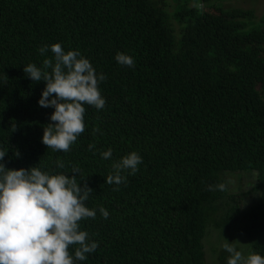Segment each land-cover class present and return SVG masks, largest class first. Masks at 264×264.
I'll use <instances>...</instances> for the list:
<instances>
[{"label":"trees","instance_id":"trees-1","mask_svg":"<svg viewBox=\"0 0 264 264\" xmlns=\"http://www.w3.org/2000/svg\"><path fill=\"white\" fill-rule=\"evenodd\" d=\"M212 1L0 0L3 162L79 169L80 186L93 190L86 206L97 210L80 225L99 242L79 264H223L227 242L264 255V10L258 20L238 7L213 13ZM57 42L106 77L104 107L85 105L67 152L41 142L54 109L37 104L45 82L23 72L53 59L38 49ZM118 51L134 66L118 64ZM131 151L142 156L138 170L105 182ZM230 174L254 181L234 194Z\"/></svg>","mask_w":264,"mask_h":264},{"label":"clouds","instance_id":"clouds-1","mask_svg":"<svg viewBox=\"0 0 264 264\" xmlns=\"http://www.w3.org/2000/svg\"><path fill=\"white\" fill-rule=\"evenodd\" d=\"M49 49L54 54V62L45 58L41 66L28 63L23 66V72L32 81L45 82L37 104L54 109L49 116L54 123L42 126L41 142L53 151L67 152L84 131L85 105L96 109L104 107L106 101L99 84L106 77L96 71L79 49L65 51L57 42L42 45L38 52L44 55ZM114 58L118 64L134 66V58L126 53L118 51ZM49 68L51 71L47 70ZM92 148L94 145L89 144V149ZM7 152L0 147V264H79L85 261L99 242L81 228L80 221L95 218L97 210L86 206L93 190L80 186L76 179L79 169L74 167L72 176L63 171H45L35 165L28 169H8L3 162ZM100 155L110 159L112 149ZM141 163L142 156L138 152L127 153L112 162V172L105 182L126 183L124 173L134 174ZM57 168L63 169V162L58 160ZM216 187L223 190L225 184ZM99 212L104 218L109 216L103 207ZM73 245L76 247L70 251ZM222 250L228 254L226 264H264V255L255 251L245 254L236 242L223 244Z\"/></svg>","mask_w":264,"mask_h":264},{"label":"rangeland","instance_id":"rangeland-1","mask_svg":"<svg viewBox=\"0 0 264 264\" xmlns=\"http://www.w3.org/2000/svg\"><path fill=\"white\" fill-rule=\"evenodd\" d=\"M235 7L252 10L256 17L255 19L258 20L264 10V0H213L205 8L213 13H219ZM226 181L228 182V189L231 193L242 194L248 188V185L254 181V177L245 178V175L230 174ZM247 199H244L243 202L245 203ZM238 246L243 247V241L238 240ZM223 264L226 263L223 262Z\"/></svg>","mask_w":264,"mask_h":264}]
</instances>
